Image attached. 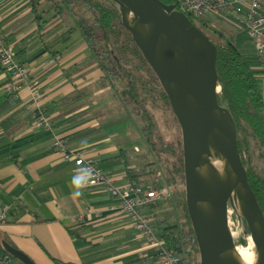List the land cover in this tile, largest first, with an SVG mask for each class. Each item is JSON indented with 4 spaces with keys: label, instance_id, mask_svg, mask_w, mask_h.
<instances>
[{
    "label": "crops",
    "instance_id": "0c3cea01",
    "mask_svg": "<svg viewBox=\"0 0 264 264\" xmlns=\"http://www.w3.org/2000/svg\"><path fill=\"white\" fill-rule=\"evenodd\" d=\"M70 10L59 0H0L2 40L28 68L50 124L31 126L28 87L11 98L0 69V244L22 251L33 264H159L101 185L87 184L73 196L71 181L80 170L51 146L53 134H60L113 183L133 174L142 185L130 160L137 146L128 135L125 104L111 92ZM160 199L142 208L158 235L168 229L152 214L162 211ZM78 213H85L82 220L74 219Z\"/></svg>",
    "mask_w": 264,
    "mask_h": 264
},
{
    "label": "water",
    "instance_id": "95a60500",
    "mask_svg": "<svg viewBox=\"0 0 264 264\" xmlns=\"http://www.w3.org/2000/svg\"><path fill=\"white\" fill-rule=\"evenodd\" d=\"M120 21L165 93L180 132L184 206L195 240L198 264H239L227 227V202L238 183L237 210L264 264V216L247 181L227 109L219 104L215 49L208 36L173 3L161 0H112ZM131 12L132 20L124 18ZM223 155L226 171L208 166L207 149ZM206 196H212L207 206ZM22 264H33L22 251L2 242Z\"/></svg>",
    "mask_w": 264,
    "mask_h": 264
},
{
    "label": "trees",
    "instance_id": "16d2710c",
    "mask_svg": "<svg viewBox=\"0 0 264 264\" xmlns=\"http://www.w3.org/2000/svg\"><path fill=\"white\" fill-rule=\"evenodd\" d=\"M172 3L173 0H161ZM71 12L78 16L81 33L93 54L103 77L108 81L113 93L125 105H129L142 121L139 131L156 160L162 154L171 155L166 166L169 173L166 181L176 177L182 179V157L180 140L170 142L164 140L158 133L153 115L146 107L169 109L168 100L159 85L151 68L142 57L133 42L129 31L120 21L117 5L112 0H59ZM87 13V16L86 14ZM186 16L205 33L214 45L215 69L219 92L217 100L223 105L233 122L236 147L241 162L245 168L247 181L256 197L264 216V79L254 73L252 66L258 63V56L254 53L242 52L239 45L244 39L250 40L243 30L234 36H224V32L214 28L207 22L208 17L195 18ZM40 20V16H37ZM37 20L38 27L40 21ZM208 30V31H207ZM136 109V110H135ZM172 113V112H171ZM176 126L178 124L174 115ZM253 147L257 148V157L261 162L255 167L250 159ZM128 171L127 168H125ZM133 174H129V183H134ZM156 187L163 185L158 180ZM140 186V185H139ZM183 216L187 227L184 230H172L160 233L167 247H171L178 257L177 264H198L195 240L186 216L184 200L181 202ZM245 232L248 230L242 219ZM244 241L241 240V244ZM0 247L3 246L0 244ZM5 251V249L3 248ZM11 259L15 258L9 253ZM156 256V254H155Z\"/></svg>",
    "mask_w": 264,
    "mask_h": 264
},
{
    "label": "built area",
    "instance_id": "2783aa9c",
    "mask_svg": "<svg viewBox=\"0 0 264 264\" xmlns=\"http://www.w3.org/2000/svg\"><path fill=\"white\" fill-rule=\"evenodd\" d=\"M175 9L195 18L207 16H220L235 23L250 39L254 54L258 56V63L252 68L257 76L264 79V0H173ZM0 69L5 74L4 91L13 99L18 97V90L26 86L29 89L30 106L29 117L33 128L50 127L44 110L39 107L38 101L41 93L34 80L29 78L28 68L15 57L14 50L9 43L2 40L0 32ZM52 148L65 160H71L74 167L91 173L88 184L101 185L117 200L119 211L127 218L145 246L152 248L159 264H177L178 257L171 247H167L164 239L157 234L152 215L143 211V206L153 198H164L168 194L165 186L144 189L129 182L123 184L113 183V176L108 174L93 160L77 148H68L60 134H53ZM85 213L74 216L82 220ZM2 207H0V218ZM11 260L9 252L0 247V264H8Z\"/></svg>",
    "mask_w": 264,
    "mask_h": 264
},
{
    "label": "rangeland",
    "instance_id": "374dc122",
    "mask_svg": "<svg viewBox=\"0 0 264 264\" xmlns=\"http://www.w3.org/2000/svg\"><path fill=\"white\" fill-rule=\"evenodd\" d=\"M85 14L87 16V13ZM193 19H195V17H193ZM207 22L210 26L222 30L224 32V36H234L239 30H241L235 23L224 18L222 20L218 17H208ZM239 49L242 52L251 54L254 53L253 45L248 39L243 40V42L239 45ZM111 92L113 91L111 90ZM146 107L152 113L157 131L164 140L173 143L176 142L177 139L180 140L179 127L176 126L172 113L169 112V109L163 107L157 108L150 106L149 104H146ZM125 116L127 119V130L129 131L128 135L134 138L137 146V149L131 152L132 159L130 160L134 166L133 171L140 178V184H142L141 186L144 189L154 187L157 188L154 184L158 180H162L163 185L161 186L168 188L167 196L161 198L159 201L162 211L158 212V210H156L152 212V214L155 215L156 219L163 220L167 226L171 227L172 230L186 229L187 222L183 216L181 207V202L184 200L183 179L176 177L172 181L165 180L169 175L166 166L169 165L168 160H171V155L162 154L159 157L160 160L157 161L156 156L144 142L139 131L143 123L139 119L138 114H136L134 109H132L129 105H125ZM257 151V148L253 147V155L250 159V162L255 167H259L261 165V162L257 157ZM227 213V227H229V233L231 232L230 239L232 245L239 246L241 244V240L244 241L241 245H245L247 233L245 232L242 218L234 204L230 201L227 202ZM160 214L163 215V218H161ZM196 255L198 260V254L196 253Z\"/></svg>",
    "mask_w": 264,
    "mask_h": 264
},
{
    "label": "bare ground",
    "instance_id": "6f19581e",
    "mask_svg": "<svg viewBox=\"0 0 264 264\" xmlns=\"http://www.w3.org/2000/svg\"><path fill=\"white\" fill-rule=\"evenodd\" d=\"M124 18L128 23L133 24L134 28L137 27V24L134 23L132 20V15L130 11H125ZM206 156L208 159V166L210 170H212L218 176H223L227 168L226 161L223 155L217 152H213L211 149L208 148L206 151ZM238 188V183H235L229 198L230 202H232L236 208L238 205ZM204 200L208 206L211 203L212 196H206ZM229 234H231V232ZM232 251L239 264H257V253L248 234L246 235V244L232 246Z\"/></svg>",
    "mask_w": 264,
    "mask_h": 264
},
{
    "label": "clouds",
    "instance_id": "9594fccd",
    "mask_svg": "<svg viewBox=\"0 0 264 264\" xmlns=\"http://www.w3.org/2000/svg\"><path fill=\"white\" fill-rule=\"evenodd\" d=\"M91 173L80 170L76 175L73 176L71 184L74 188L73 196L78 198L82 195L81 189L90 182Z\"/></svg>",
    "mask_w": 264,
    "mask_h": 264
}]
</instances>
